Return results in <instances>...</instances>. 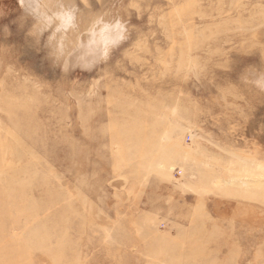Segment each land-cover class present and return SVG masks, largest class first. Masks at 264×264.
<instances>
[{"label": "rangeland", "instance_id": "1", "mask_svg": "<svg viewBox=\"0 0 264 264\" xmlns=\"http://www.w3.org/2000/svg\"><path fill=\"white\" fill-rule=\"evenodd\" d=\"M129 38L64 74L0 0V264H264V0H80Z\"/></svg>", "mask_w": 264, "mask_h": 264}, {"label": "clouds", "instance_id": "2", "mask_svg": "<svg viewBox=\"0 0 264 264\" xmlns=\"http://www.w3.org/2000/svg\"><path fill=\"white\" fill-rule=\"evenodd\" d=\"M88 7V0H80ZM22 23L31 20L27 36L43 45L48 58L64 74L94 71L129 38V23L105 11L89 14L87 22L77 0H18ZM243 85L264 93V69L250 66L240 76Z\"/></svg>", "mask_w": 264, "mask_h": 264}]
</instances>
